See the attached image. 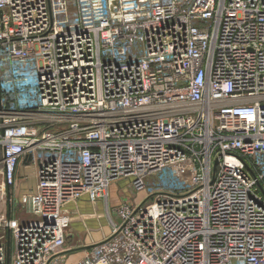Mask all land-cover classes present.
Returning <instances> with one entry per match:
<instances>
[{
    "label": "built area",
    "instance_id": "2783aa9c",
    "mask_svg": "<svg viewBox=\"0 0 264 264\" xmlns=\"http://www.w3.org/2000/svg\"><path fill=\"white\" fill-rule=\"evenodd\" d=\"M0 151V264H68L121 181L75 264H264V0H0Z\"/></svg>",
    "mask_w": 264,
    "mask_h": 264
},
{
    "label": "crops",
    "instance_id": "0c3cea01",
    "mask_svg": "<svg viewBox=\"0 0 264 264\" xmlns=\"http://www.w3.org/2000/svg\"><path fill=\"white\" fill-rule=\"evenodd\" d=\"M1 156L0 151V159ZM180 183L181 180L176 179V184L180 185ZM125 187H128L126 182H118L115 185L112 184L108 189L107 201L97 200L92 202L88 197H82L80 200L64 206L63 213L70 219L69 227L66 231V246L67 242L71 239L70 236L73 237L72 239H76L75 245L66 247L64 256L68 264L77 263L84 256L86 247L102 239V234H96V237L93 236L96 231L107 229L108 232L107 209L110 208L112 210L121 204H131L129 201L127 202L126 195L121 194V191H123ZM35 189V168L30 161L27 162L24 159L17 171L16 187L11 191L15 200L11 206L12 217L16 219L25 217L23 211L20 209L18 199L21 195L34 193ZM116 196L121 198L114 200ZM137 199L139 200L136 204L143 198L139 196ZM7 213L9 214V208H7ZM69 228L70 232L67 233Z\"/></svg>",
    "mask_w": 264,
    "mask_h": 264
},
{
    "label": "rangeland",
    "instance_id": "374dc122",
    "mask_svg": "<svg viewBox=\"0 0 264 264\" xmlns=\"http://www.w3.org/2000/svg\"><path fill=\"white\" fill-rule=\"evenodd\" d=\"M121 182H123V181H121ZM154 182H155V178L154 177H152V178H150V179H147L146 181H144V183H145V185L147 186V187H154ZM118 182H115L114 183V185L115 184H117ZM120 183V182H119ZM124 183V182H123ZM122 193L121 194H124V195H126V199H127V202L129 201L130 203H131V205H135L136 204V202L139 200V199H137V198H139V196H142V198H143V193H140V192H137V191H132L129 187H125L124 188V190L123 191H121ZM145 195V194H144ZM120 199L121 197H119V196H116L115 197V199L114 200H116V199ZM145 199L147 198V195L144 197ZM123 199V198H122ZM144 199V200H145ZM120 201V200H119ZM124 202V201H123ZM115 205H116V203H115ZM121 205H123V204H121ZM121 205H119V206H121ZM118 207V206H117ZM109 208V207H108ZM110 209V208H109ZM111 210V209H110ZM114 218V217H113ZM21 219H28L27 217L25 218V217H23V218H21ZM35 220H37V219H35ZM116 222L117 223H119L117 220H116ZM108 227V232H107V229L105 230H103L102 231V229L101 230H99V231H96V233H94V237H96V234H102V236L104 237V236H107V235H109V233H110V228H109V225L107 226ZM102 231V232H101ZM70 232V228H69V230H68V232L67 233H69ZM70 241L69 242H67V246L66 247H72L73 245H75L76 244V239H72L73 237L72 236H70Z\"/></svg>",
    "mask_w": 264,
    "mask_h": 264
},
{
    "label": "water",
    "instance_id": "95a60500",
    "mask_svg": "<svg viewBox=\"0 0 264 264\" xmlns=\"http://www.w3.org/2000/svg\"><path fill=\"white\" fill-rule=\"evenodd\" d=\"M25 161H30V157L29 156H27L26 158H25Z\"/></svg>",
    "mask_w": 264,
    "mask_h": 264
}]
</instances>
